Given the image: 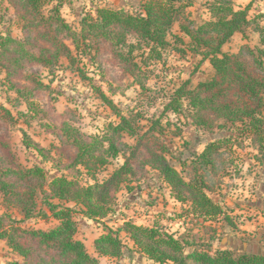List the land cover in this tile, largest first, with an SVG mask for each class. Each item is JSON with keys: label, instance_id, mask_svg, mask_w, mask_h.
<instances>
[{"label": "rangeland", "instance_id": "374dc122", "mask_svg": "<svg viewBox=\"0 0 264 264\" xmlns=\"http://www.w3.org/2000/svg\"><path fill=\"white\" fill-rule=\"evenodd\" d=\"M146 1L52 0L42 6L38 13L47 17L60 5L61 16L76 34V48L67 29L55 31V20L45 22L39 14H30L18 0H0V40L12 36L25 44L23 48L14 42L0 46V168L41 166L46 175L30 217L16 196L0 191V231L7 229L32 250L24 257L0 238V264H38L39 259L52 257L50 264L64 260L29 234L60 224L45 203L50 181L65 176L87 186L109 179L126 163L128 170L115 182L119 188L113 210L103 218L87 217L82 204L50 199L60 207L74 208L75 238L101 264H160L129 234L119 231L129 221L174 235L184 243L186 255H215L221 249L235 256L264 254V105L257 122L248 117L231 121L211 109L192 107L188 94L212 80L216 70L203 57L208 48L192 51L182 25L194 29L213 20L218 14L214 4L221 0H174L179 10L166 33L168 43L154 54L135 32L126 35L125 44L115 43L113 34L106 38L88 28L100 8L145 14ZM233 5L237 10L247 9L249 23L222 50L240 55L250 74L264 78V0H233ZM85 18L89 19L84 22ZM42 33L55 35L54 42L66 43L73 60L63 51L55 55L54 42ZM176 35L182 39L177 41ZM129 44L135 45L132 59H128ZM34 56L50 63L38 62ZM122 116L135 133L114 130ZM200 118L207 123L198 125ZM24 134L43 148L42 154L26 147ZM110 142L119 150L116 157L105 153ZM91 144L84 159L92 169L75 165L78 153ZM154 152L165 156L186 182L212 198L221 207L220 213L205 214L187 186L173 189L154 166ZM100 157L108 161L101 164ZM4 178L13 180L14 175ZM20 182L17 190L23 191L24 181ZM178 190L183 200L177 198ZM108 228L122 239L120 257L102 256L95 248V240Z\"/></svg>", "mask_w": 264, "mask_h": 264}, {"label": "trees", "instance_id": "16d2710c", "mask_svg": "<svg viewBox=\"0 0 264 264\" xmlns=\"http://www.w3.org/2000/svg\"><path fill=\"white\" fill-rule=\"evenodd\" d=\"M20 5L30 14H39L45 22L55 20L57 25L55 31L62 29L68 30V35L72 38L76 48L79 47L76 34L69 24L64 20L60 13V5L52 8L51 14L45 16L38 13L40 8L52 0H18ZM174 0H148L144 4L145 14H131L124 10H114L110 8H100L96 19L88 24L90 30L95 29L96 35L111 37L115 43H125L126 35L135 32L140 39L145 42L154 54L158 47L167 44L166 33L176 19L174 13L179 9L173 4ZM181 7V6H180ZM214 10L218 13L213 20L205 21L203 24L192 29L187 25H182V30L191 39L192 51L199 53L200 47H206L208 50L203 52L204 59H209L216 70V76L207 82H203L197 89L188 92L190 104L198 110L211 109L219 115L231 121L241 120L242 118H251L257 122L256 115L264 105V78L250 74L246 69L240 55L228 54L223 52L222 47L228 42L236 32H242L243 27L249 23L247 9L237 10L233 5V0H221L214 4ZM36 19V18H35ZM89 19V18H88ZM88 19H84L86 22ZM37 21V20H36ZM190 23H192L189 20ZM32 23V22H30ZM98 28L100 30H98ZM85 30V27H84ZM53 45L57 37L42 33ZM176 40H181L180 36H175ZM116 39V40H115ZM17 43L23 48L22 42L14 39L12 36H2L0 46L3 48L8 43ZM141 44V43H140ZM132 59L134 44H129ZM25 49V48H24ZM48 48H42L46 50ZM178 52H183L180 48H175ZM55 55L63 51L64 55L71 61L73 60L70 47L59 40L54 42ZM26 53L28 54L29 52ZM31 55V54H30ZM38 62L49 64L50 60L34 56ZM177 111V108L173 109ZM121 123L114 126L115 131H128L135 133L134 128H129V120L121 117ZM207 123V119L197 120L198 125ZM254 127L256 124L254 123ZM24 144L27 148H32L43 153V148L30 139L28 134H24ZM83 147L75 159V165H83L91 170L90 161L84 159L88 150L92 147ZM119 150L114 142L105 153H112L116 157ZM204 151L203 155H206ZM155 159L154 166L161 171L173 189L179 186H187L193 196L194 202L204 211L205 214L215 216L221 211V207L212 200L202 189L197 188L195 184L186 182L179 172L169 164L165 156L153 153ZM2 156H0V159ZM101 164L108 160L100 157ZM128 164H124L113 175L103 181L87 186L80 185L76 180H71L65 176H57L49 183L50 194L46 195L45 203L53 216L60 220V224L50 230H32L30 236L37 239L38 243L47 248H54L56 255L63 257L58 264H101L96 256H92L86 249L83 241L75 238L77 224L73 218L76 212L71 206L60 207L50 199H65L76 204L84 205V214L94 220L105 217L108 212L113 210L116 194L119 186L115 182L120 175L128 170ZM14 175L13 180L4 178ZM24 181L23 191H18ZM46 183L45 170L41 166L30 168H21L13 166H3L0 168V191L6 196H16V201L20 204L26 216L30 217L33 211L34 198L41 188L44 189ZM44 193H46L43 190ZM177 198L183 200L181 192L178 190ZM2 220L0 218V227ZM18 229L19 228H14ZM119 231H125L130 238L154 261L160 264H166L171 261L174 264H264V254L244 253L235 256L232 251L218 250L215 255L205 252H192L186 255L184 253V243L174 235L163 232L157 227H147L136 224L135 222H126L124 228ZM0 238L7 239L10 247L18 254L27 257L32 252L30 247L24 246L15 235L10 234L6 229L0 231ZM124 244L118 232L108 228V231L95 240V248L102 256L120 257L123 253ZM55 257L51 259L41 258L38 264H50ZM11 264H20L17 261Z\"/></svg>", "mask_w": 264, "mask_h": 264}]
</instances>
